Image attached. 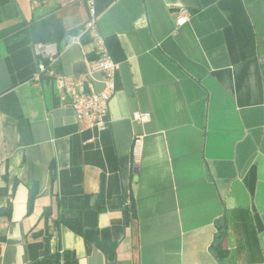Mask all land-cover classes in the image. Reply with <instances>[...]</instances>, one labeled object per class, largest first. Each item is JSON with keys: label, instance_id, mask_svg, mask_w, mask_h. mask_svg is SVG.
I'll list each match as a JSON object with an SVG mask.
<instances>
[{"label": "crops", "instance_id": "crops-1", "mask_svg": "<svg viewBox=\"0 0 264 264\" xmlns=\"http://www.w3.org/2000/svg\"><path fill=\"white\" fill-rule=\"evenodd\" d=\"M94 3L117 65L102 128L69 107L102 74L56 80L96 58L85 1L0 0V264H264V0ZM49 16L68 36L33 82Z\"/></svg>", "mask_w": 264, "mask_h": 264}, {"label": "built area", "instance_id": "built-area-1", "mask_svg": "<svg viewBox=\"0 0 264 264\" xmlns=\"http://www.w3.org/2000/svg\"><path fill=\"white\" fill-rule=\"evenodd\" d=\"M84 1L89 16L85 24V30L91 34L96 58L88 64L87 73L80 76L77 80L71 81L62 77H58L56 80L58 85L64 89V92L70 94L75 89L83 88L87 79H90L94 74H102V88L99 92L76 95L69 104L70 109L74 112L78 120L85 121L90 126L102 128L104 125L103 120L108 113L109 101L115 92L117 65L111 59L105 40L98 31L94 0ZM190 17L191 15L187 9L180 8L174 20L175 27L180 28L186 25ZM32 49L34 57L37 60L36 70L32 77L33 82H39L42 74H45L47 77L55 76L53 65L56 63L58 55L53 45L33 44ZM134 118L141 122L147 120V116L137 113L134 114ZM139 147H141V139L137 138L133 142L134 154H137Z\"/></svg>", "mask_w": 264, "mask_h": 264}, {"label": "trees", "instance_id": "trees-1", "mask_svg": "<svg viewBox=\"0 0 264 264\" xmlns=\"http://www.w3.org/2000/svg\"><path fill=\"white\" fill-rule=\"evenodd\" d=\"M29 30H30V36L32 39V43L34 45L37 43L59 44L61 40L65 39L68 36V34L65 33L60 28L54 16H49L38 22L32 23L29 27ZM243 215L245 216L244 212H238L236 213L235 216H232L231 219H235V224L237 225V227L242 228L244 226L245 224L244 220L241 219V216ZM226 229H227V223H226ZM248 244L249 243H247V245ZM252 245H253V242L251 239V247H253ZM214 255L218 259H222L223 257L226 258L228 256L227 250L223 249L221 243H218L217 245L214 246Z\"/></svg>", "mask_w": 264, "mask_h": 264}, {"label": "rangeland", "instance_id": "rangeland-1", "mask_svg": "<svg viewBox=\"0 0 264 264\" xmlns=\"http://www.w3.org/2000/svg\"><path fill=\"white\" fill-rule=\"evenodd\" d=\"M37 44H39V43H37ZM41 44V43H40Z\"/></svg>", "mask_w": 264, "mask_h": 264}]
</instances>
